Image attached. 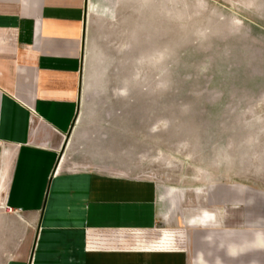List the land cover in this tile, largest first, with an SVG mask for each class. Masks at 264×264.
I'll return each mask as SVG.
<instances>
[{"label":"crops","instance_id":"1","mask_svg":"<svg viewBox=\"0 0 264 264\" xmlns=\"http://www.w3.org/2000/svg\"><path fill=\"white\" fill-rule=\"evenodd\" d=\"M87 20L88 0H0L2 264H264L263 184L190 191L82 165L101 157L76 126L98 94Z\"/></svg>","mask_w":264,"mask_h":264},{"label":"rangeland","instance_id":"2","mask_svg":"<svg viewBox=\"0 0 264 264\" xmlns=\"http://www.w3.org/2000/svg\"><path fill=\"white\" fill-rule=\"evenodd\" d=\"M87 36L98 94L76 126L101 157L83 166L190 191L264 186V0H88Z\"/></svg>","mask_w":264,"mask_h":264},{"label":"built area","instance_id":"3","mask_svg":"<svg viewBox=\"0 0 264 264\" xmlns=\"http://www.w3.org/2000/svg\"><path fill=\"white\" fill-rule=\"evenodd\" d=\"M0 208L4 209V210H7L8 212H13V210L7 206L6 204H4L0 198ZM15 212H18V211H15Z\"/></svg>","mask_w":264,"mask_h":264},{"label":"clouds","instance_id":"4","mask_svg":"<svg viewBox=\"0 0 264 264\" xmlns=\"http://www.w3.org/2000/svg\"><path fill=\"white\" fill-rule=\"evenodd\" d=\"M153 130H155V129H153Z\"/></svg>","mask_w":264,"mask_h":264}]
</instances>
